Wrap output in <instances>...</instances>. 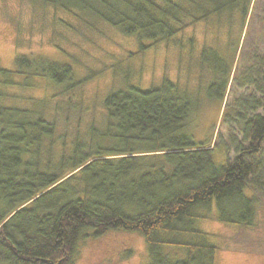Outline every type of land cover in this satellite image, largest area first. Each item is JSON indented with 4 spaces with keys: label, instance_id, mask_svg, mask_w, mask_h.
Here are the masks:
<instances>
[{
    "label": "trees",
    "instance_id": "1",
    "mask_svg": "<svg viewBox=\"0 0 264 264\" xmlns=\"http://www.w3.org/2000/svg\"><path fill=\"white\" fill-rule=\"evenodd\" d=\"M30 1L75 14L91 30L104 23L132 37L139 54L173 45L183 30L211 17L236 11L245 17L251 2ZM14 64L0 69V101L17 77L25 88L35 79L47 82L52 98L72 95L84 81L69 64L46 57L19 55ZM139 87L128 79L108 91L99 118L82 135L63 139L57 159L50 155L57 138L47 100L30 99L28 109L0 103V264H75L81 240L108 232L142 236L146 264H215L216 248L195 230L197 221L210 218L214 205L219 223L252 226L264 196V89L261 99L237 107L220 165L213 145L193 139L197 106L186 92L166 77ZM215 87L208 86V97Z\"/></svg>",
    "mask_w": 264,
    "mask_h": 264
},
{
    "label": "rangeland",
    "instance_id": "2",
    "mask_svg": "<svg viewBox=\"0 0 264 264\" xmlns=\"http://www.w3.org/2000/svg\"><path fill=\"white\" fill-rule=\"evenodd\" d=\"M175 39L173 45L139 54L132 37H124L104 23L91 30L72 13L30 0H0V69L14 70L19 55L46 57L69 64L76 78L84 80L72 95L60 93L52 98L56 91L47 82L35 79L30 83L32 87L25 88L21 86L23 78L17 77L18 85L4 88L5 98L0 103L28 109L32 106L30 99L47 100L46 118L55 121L57 138L50 155L57 159L63 139L69 142L75 135H82L89 122L99 118L108 91L122 87L128 79L140 89H147L166 77L195 101L197 111L190 126L193 139L213 145L214 161L222 165L228 148V127L240 116L237 107L244 101L262 98L264 0H251L245 17L237 11L211 17L189 26ZM128 70L131 73L125 77L123 72ZM211 83L216 87L208 97ZM66 102H70L69 107ZM81 107L83 112L79 111ZM223 120L230 124H223ZM259 199L251 227L219 223L214 205L210 218L197 221L195 230L209 235L208 243L216 248L215 264H264V196ZM146 262L142 236L108 232L81 240L75 264Z\"/></svg>",
    "mask_w": 264,
    "mask_h": 264
}]
</instances>
